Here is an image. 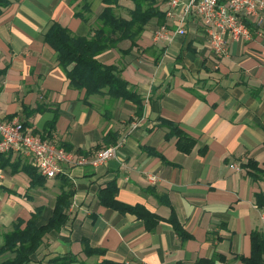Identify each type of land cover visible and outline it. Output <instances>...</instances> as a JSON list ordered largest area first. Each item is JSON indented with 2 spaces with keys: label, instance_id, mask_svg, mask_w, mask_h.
Here are the masks:
<instances>
[{
  "label": "crops",
  "instance_id": "obj_1",
  "mask_svg": "<svg viewBox=\"0 0 264 264\" xmlns=\"http://www.w3.org/2000/svg\"><path fill=\"white\" fill-rule=\"evenodd\" d=\"M164 1L156 0L161 16L144 25L134 44L124 38L96 57L116 65L140 95V116L130 100L106 94L85 99L44 41L53 22L91 36L106 6L129 20L132 0H88L85 18L74 14L83 0H12L0 14V117L16 118L39 137L81 154L106 146L109 131L116 138L112 144H119L104 165H63L55 177L34 184L30 158L11 152L17 169L0 167V243L17 218L27 221L38 210V224H45L62 188L72 190L66 223L43 236L28 264H55L53 257L70 253L85 264L103 258L199 264L215 254L224 257L215 264H244L239 256L250 255L251 232L264 233V34L230 41L227 54L218 56L194 11L184 23L186 33L173 32ZM161 25L170 38L155 43ZM163 119L196 140L190 152L177 149L176 137L160 125ZM249 160L259 173L245 166ZM111 182L118 201L159 218L153 230L135 214L100 203V191ZM172 212L185 237L168 220ZM82 239L104 255H85ZM10 256L0 255V262Z\"/></svg>",
  "mask_w": 264,
  "mask_h": 264
},
{
  "label": "trees",
  "instance_id": "obj_2",
  "mask_svg": "<svg viewBox=\"0 0 264 264\" xmlns=\"http://www.w3.org/2000/svg\"><path fill=\"white\" fill-rule=\"evenodd\" d=\"M103 1L106 3L108 0ZM132 1L134 9L131 11L129 20L116 17L112 8L106 6L97 16V24L91 36H78L59 23L53 22L44 34V41L53 49L55 58L65 71L69 84L78 89H83L85 99L91 94H106L111 99L130 100L136 106V115L140 116L142 111V98L140 95L129 87L128 81L120 77L116 65L103 64L96 58L101 52L115 47L118 41L124 38H130L131 44H134V38L142 31L144 25L152 17L161 16L155 6L156 0ZM11 2L12 0H0V14ZM88 8V0H83L80 10L75 11L74 14L84 17L82 12L87 11ZM160 125L168 128V136L176 137L175 145L181 152H190L196 144V140L176 123L163 119ZM104 141L107 146L116 142V138L109 131L104 136ZM64 148L68 150L66 145ZM11 152L5 154L0 152V167L6 168L9 166L12 170H16L17 166L13 167L10 161ZM245 166L259 173L255 162L249 160ZM29 172L32 184H34L35 179L43 177L32 165L29 167ZM116 190L114 182L109 183L99 193L100 203L121 212L135 214L144 220L147 230H153L159 218L139 205L130 206L118 201L115 198ZM71 195L72 190L62 188V191L57 195L53 214L45 224H38V210L33 212L27 221L17 218L12 223L11 229L2 235L0 255L10 253L11 256L5 258L0 264H28L31 261V255L40 246L43 236L51 230L59 229L66 223L68 215L65 213V209L70 203ZM168 220L181 237L186 236L173 212ZM81 241L85 255H104V250L90 246L86 239ZM250 241V255L246 257L239 256V259L244 264H262L264 259V233L258 230L252 231ZM216 259L223 260L224 257L215 254L210 259H199L198 263L215 264ZM51 262L55 264H85L78 255L73 253L57 255L51 259ZM94 264L127 263L114 262L103 258Z\"/></svg>",
  "mask_w": 264,
  "mask_h": 264
},
{
  "label": "built area",
  "instance_id": "obj_3",
  "mask_svg": "<svg viewBox=\"0 0 264 264\" xmlns=\"http://www.w3.org/2000/svg\"><path fill=\"white\" fill-rule=\"evenodd\" d=\"M191 11L200 17L210 47L218 56L227 54L230 41L247 40L252 32L258 35L264 34V0L164 1L165 16L172 19L176 27L173 32L181 35L186 33L184 23ZM169 38L170 30L165 25L159 26L154 31L155 43H162ZM118 146L119 144L116 143L102 147L93 155L81 154L39 137L30 127L16 118L4 120L0 117V152L23 153L30 158V163L38 173L46 178L61 173L63 165H104L116 156ZM2 175L3 170L0 169V177Z\"/></svg>",
  "mask_w": 264,
  "mask_h": 264
}]
</instances>
